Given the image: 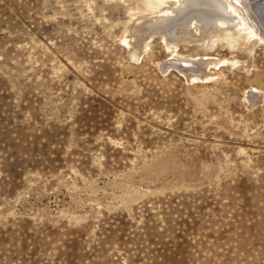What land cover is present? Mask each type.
<instances>
[{"label":"rangeland","instance_id":"374dc122","mask_svg":"<svg viewBox=\"0 0 264 264\" xmlns=\"http://www.w3.org/2000/svg\"><path fill=\"white\" fill-rule=\"evenodd\" d=\"M176 1L0 0V264H264V39L180 60Z\"/></svg>","mask_w":264,"mask_h":264},{"label":"bare ground","instance_id":"6f19581e","mask_svg":"<svg viewBox=\"0 0 264 264\" xmlns=\"http://www.w3.org/2000/svg\"><path fill=\"white\" fill-rule=\"evenodd\" d=\"M152 13L156 14V28L152 27L151 30L160 32L167 46L180 54V60L193 58L194 54L198 57L204 55L205 63L212 62L213 65L214 62L216 65L221 57L218 59V56H213L212 46L217 45L213 43L219 42L222 37L228 39L232 47L235 46L236 55L230 57L232 63L251 72V51L260 39H264V0H178L171 7L156 3V11ZM137 17L134 26L139 28L144 15ZM239 30L246 31L250 38L247 43L240 39ZM137 49H142L141 44ZM208 73L207 71L206 74ZM197 75L199 74L193 77L196 78ZM248 95L252 100L264 97L263 91L261 96L256 91H251Z\"/></svg>","mask_w":264,"mask_h":264}]
</instances>
